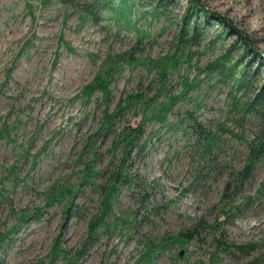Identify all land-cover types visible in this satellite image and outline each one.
Returning <instances> with one entry per match:
<instances>
[{"label":"rangeland","instance_id":"1","mask_svg":"<svg viewBox=\"0 0 264 264\" xmlns=\"http://www.w3.org/2000/svg\"><path fill=\"white\" fill-rule=\"evenodd\" d=\"M148 1L0 0V264H143L147 243L197 220V235L156 251L151 264L264 261V197L256 196L264 160L242 187L224 191L258 129L245 108L251 94L235 78L250 64L254 87L264 84V0H201L211 15L194 18L188 0ZM104 60L117 67L108 97H86ZM135 94L103 130L104 113ZM149 100H170L163 120L150 115ZM194 120L216 132L220 165L195 181ZM125 125L141 130L127 154L118 140ZM117 171L128 180L119 177L90 241L89 220ZM218 240L256 248L221 247L215 258Z\"/></svg>","mask_w":264,"mask_h":264},{"label":"trees","instance_id":"2","mask_svg":"<svg viewBox=\"0 0 264 264\" xmlns=\"http://www.w3.org/2000/svg\"><path fill=\"white\" fill-rule=\"evenodd\" d=\"M69 1V0H67ZM72 1H83L84 0H72ZM91 1V0H88ZM93 1V0H92ZM170 0H157V3L159 4H166ZM130 0H120L121 4H128ZM153 2V0H149L147 4H150ZM189 6L188 8L191 9V16L194 18L198 14H202L205 17H209L211 14L210 12L203 6L201 0H188ZM84 4V3H83ZM110 4L112 5V0H110ZM155 6H158L155 4ZM84 12L86 14L88 10L87 7H84ZM190 14V13H189ZM217 20L225 22V19L219 15H217ZM195 30L191 34V41H196L198 38V30L199 25L201 24L200 20H195ZM235 35L239 37L243 45L242 47L248 46V41L246 36L240 32L236 31ZM226 56V55H225ZM231 57H225L224 60H229ZM242 60V57L233 62L230 65V69H234L238 62ZM250 62V60H249ZM222 67H224L222 63ZM102 74L91 83H88L87 86L84 89V93L86 94V97L90 96L95 91H100L101 95L106 100L109 94L108 84L110 83V79L112 74L117 70V67H114L113 61L104 60L103 61V68H102ZM166 67H161L162 74H165ZM257 74V71L252 70L250 67V64L247 66H244L241 70V74L239 77L235 78L236 85L243 88V92H248L251 94L250 98H248V101L245 103V108L248 111H252L253 114H255V117L259 119L258 129L254 132V136L249 139L246 142L247 146V153L245 160L240 168H230L228 169V180L226 181V184L224 186V191L229 190V187L232 189H236L239 187H242L243 184H245L252 176L253 171L255 169V166L257 163H259L261 160H264V84L260 88H255L253 84V75ZM252 76V77H251ZM137 95L134 96H127L122 101H119L115 110L111 113H104V119L102 121V129L107 130L109 126L111 125V120L116 116V113L119 114L120 110L122 108L130 106L132 103L136 102ZM172 100V99H170ZM170 100L163 102L161 104L156 105L155 107H151V101L147 103V106H149L150 112H152L153 116H156L158 119L163 120L165 118V112L169 108ZM148 101V100H147ZM144 102V101H143ZM244 111V109H243ZM157 114V115H156ZM192 116V115H190ZM191 118V117H190ZM190 135L194 138V141L198 143L199 145V155L197 164L195 166V172H194V181L196 179H199L203 175V169L208 168L209 170H214L215 168H220V165L217 163V151H216V132L214 130H211V128L203 123L193 121L190 125ZM141 130L139 125L136 126H130L125 125L123 130L120 132V136L118 137V140L121 142H124L125 144V153L129 151V149L133 146H136L138 144V140L140 138ZM222 168V166H221ZM119 177H121V180H128L126 176H122L120 171H117L112 178V182L106 186V189L104 191L103 200L102 203L104 204L103 209L101 210L100 215L92 218L89 220L88 223V239L93 240L96 238L97 234L99 233L101 224L103 223V218L109 212L110 208V200L114 196L115 190L117 188V184L119 181ZM257 194L256 196L258 198L264 197V178L260 181L258 187H257ZM250 196L246 197L245 200L242 202V205L233 204L230 205L229 211H227L228 217H233L236 214H238L242 210V206H244L249 200ZM202 222L200 220H197L195 223L192 224L190 228H188L186 231L179 232L175 235H169L167 237H164L163 241H160L159 243H147L145 245V250L142 254V261L143 264H151L153 256L155 255L156 251L160 249H164L169 244L172 243H179L182 244L183 242H186L190 239H192L195 235L199 233V228L201 227ZM223 247L224 249L228 250L229 252L237 251L240 254H249L251 253L256 247L254 243H227V241L224 240H218V243L216 245V251L214 253V257H218V250ZM253 262H250L248 264H252ZM209 264H214L213 262ZM258 264H264V261L262 263Z\"/></svg>","mask_w":264,"mask_h":264}]
</instances>
